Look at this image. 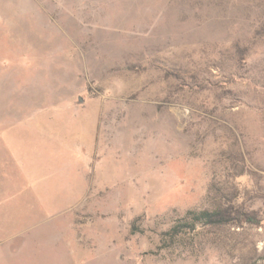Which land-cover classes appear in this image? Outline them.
<instances>
[{"label": "rangeland", "instance_id": "374dc122", "mask_svg": "<svg viewBox=\"0 0 264 264\" xmlns=\"http://www.w3.org/2000/svg\"><path fill=\"white\" fill-rule=\"evenodd\" d=\"M0 264H264V0H0Z\"/></svg>", "mask_w": 264, "mask_h": 264}, {"label": "trees", "instance_id": "16d2710c", "mask_svg": "<svg viewBox=\"0 0 264 264\" xmlns=\"http://www.w3.org/2000/svg\"><path fill=\"white\" fill-rule=\"evenodd\" d=\"M187 220H189L187 222ZM231 221V213L229 210H217L213 212H189L179 222V224L173 228V233L178 234L183 231H193L197 226L202 227H216L229 224Z\"/></svg>", "mask_w": 264, "mask_h": 264}]
</instances>
